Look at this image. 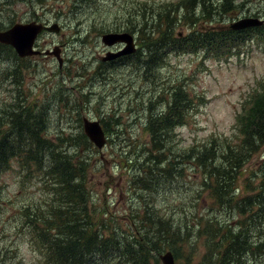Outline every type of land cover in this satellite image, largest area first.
Returning <instances> with one entry per match:
<instances>
[{"label":"trees","instance_id":"trees-1","mask_svg":"<svg viewBox=\"0 0 264 264\" xmlns=\"http://www.w3.org/2000/svg\"><path fill=\"white\" fill-rule=\"evenodd\" d=\"M93 2L72 0L71 6L76 11L83 6L82 10L91 11ZM242 4L236 0H188L161 8L158 14L146 4L138 8V3L133 13L127 11L131 15L124 13L107 28L137 35V69L140 75L151 76L174 51H225L253 37L264 42V24L241 30L223 24L222 16L235 12ZM135 18L138 22L134 25ZM184 26L185 34L179 30ZM7 47L0 45V54L13 59L15 75L21 59L11 52H2ZM101 70L108 68L103 66ZM102 78L109 79L105 74ZM171 87L167 99L164 94L157 95L158 100L165 102L162 110L155 112V101H147L144 129L149 143L136 145L134 163H126L137 171L132 183L134 191L139 192L138 209L144 203L142 212L136 209L129 218L128 230L117 231L110 218L95 219L93 212H88L86 169L91 163L90 154L97 149L83 130L53 143L44 133L43 113L34 119L22 115L27 112L24 106H16L13 112L0 111V173L16 160L27 165L26 172L32 166L43 170L44 185L49 187V199L43 208L28 203L15 215L21 219L17 228L21 233L26 230L35 253L34 264H160L158 255L165 250H171L175 260L183 259L182 264H238L248 254L264 252V173L255 188L249 186L252 181L245 179L248 182L244 194H235L243 166L264 145V87L252 96L249 107L237 115L241 135L237 141L221 142L219 136H213L185 148L175 147L173 135L175 128L186 122L193 103L180 84ZM100 122L108 134L107 143L114 140L113 135L120 138L114 114L104 115ZM183 163L195 169L200 179L187 184V196L181 204L162 209L163 206L144 200L143 192L154 196L151 190L158 185L180 181L185 171ZM186 178L190 179L188 175ZM205 194L209 197L207 207L199 216L198 207ZM185 202L196 212L182 211V207L174 211L173 207ZM216 211H223L227 218L221 220ZM2 233L0 230V236ZM197 242L204 251L200 260L194 262ZM2 255L0 251V264L14 263L5 262L7 255Z\"/></svg>","mask_w":264,"mask_h":264},{"label":"rangeland","instance_id":"rangeland-1","mask_svg":"<svg viewBox=\"0 0 264 264\" xmlns=\"http://www.w3.org/2000/svg\"><path fill=\"white\" fill-rule=\"evenodd\" d=\"M93 1L91 11L82 10L84 6L76 11L71 6L72 0H0V30L15 22H57L59 32H43L38 38L37 48L43 51L59 45L63 60L62 66H59L53 56H33L27 61H19L18 71L13 75V59L9 60L5 53H1L0 111L13 112L16 106H24L27 112L22 115L34 119L43 113L46 119L44 133L53 143H57L62 136L79 135L83 117L101 120L108 113L114 114L115 121L119 123L115 130L121 133L120 138L113 135V141L90 154L91 163L86 169L90 194L88 212H93L91 214L95 219L103 216L108 221L110 218L113 222L111 226L117 231L128 230L129 218H132L134 210L142 212L144 205L142 203L138 209L139 192L134 191L132 183L137 171L129 166L134 163L135 146L149 143V135L144 129L147 101H155L153 109L157 112L165 106L164 100H158L157 95L164 94L167 99L171 86L178 84L188 91L193 106L186 122L175 128L173 142L176 148H185L213 136H219L221 142L227 140L234 143L241 136L237 115L243 112L244 107H249L254 92H261L264 87V42L248 39L228 50L208 51L210 53L174 51L155 68L151 76L140 75L131 63L111 68L105 65L108 70L102 71L100 57L105 55L106 50H112L100 39V35L108 31L107 26L118 22L124 13L131 15L127 11L133 13L138 3L141 4L138 8L146 4L159 14L161 8H170L171 4L188 0ZM236 2L243 3L241 8L225 17L223 15V24L228 25L247 15L256 14L264 18V0ZM137 22L138 18H135L134 25ZM179 30L185 34L187 27ZM136 44L139 48L138 39ZM2 52L9 50L3 48ZM104 74L109 79H103ZM152 76V81H149ZM44 133L41 136H45ZM127 162H130L129 166ZM26 167L14 160L8 169L0 173V230H3L0 251L7 255L5 262L8 260L13 264H34L36 259L26 230L21 233L17 228L21 222L20 217L15 216L19 213L18 209L28 203L43 208L50 194L49 187L43 182V170L32 166L26 172ZM260 167L264 168V145L243 166L235 194H244L248 182L245 179L252 181L253 185L249 186L255 188L260 181L259 176L264 173ZM182 168L185 171L180 181L158 185L156 190H151L154 196L143 192L144 200L158 207L163 206L162 209L181 204L187 196V184L192 185V181L200 179L195 169L187 168L184 163ZM25 173L27 176H23ZM254 174L257 177L253 178ZM187 175L190 179L186 178ZM208 198L205 194L197 215L205 212L203 208L207 207ZM179 207L183 208L182 211L196 212L186 202L183 206L173 207L174 211H178ZM166 211L171 213L169 209ZM208 213L212 215L210 211ZM215 214L221 220L227 218L223 211H216ZM262 231L264 236V229ZM197 243L194 262L200 260L204 251ZM183 262V259L175 260V264ZM238 264H264V252H257L254 256L248 254V258L244 257Z\"/></svg>","mask_w":264,"mask_h":264},{"label":"water","instance_id":"water-1","mask_svg":"<svg viewBox=\"0 0 264 264\" xmlns=\"http://www.w3.org/2000/svg\"><path fill=\"white\" fill-rule=\"evenodd\" d=\"M262 20L257 17H243L230 24L232 29H242L249 26H258L262 24ZM46 29L49 32H58L59 27L56 23L51 26L44 27L42 23H36L31 21L28 23H15L6 30L0 31V42L12 45L19 57H24L27 55H35L40 52L33 49V43L37 35ZM101 41L107 45L111 46L117 42H124L125 47L115 53L106 52L102 60H109L118 57L122 54L131 53L134 50L133 37L128 32H107L101 36ZM48 52V51H47ZM58 57V62L61 64V59L59 57L60 49L55 47L53 51H49ZM83 121V131L89 141L93 143L98 149H101L106 143V135L100 125L98 120L88 119L84 117ZM159 259L162 264H175L173 254L170 250H166L159 254Z\"/></svg>","mask_w":264,"mask_h":264},{"label":"flooded vegetation","instance_id":"flooded-vegetation-1","mask_svg":"<svg viewBox=\"0 0 264 264\" xmlns=\"http://www.w3.org/2000/svg\"><path fill=\"white\" fill-rule=\"evenodd\" d=\"M37 42H38V40H36V42L34 44L36 48H37ZM121 47H122V44H116L111 49H112V51H118ZM136 53L137 52H134L133 54H136ZM43 55H45V54H43ZM48 55L51 56L50 54H46L45 56H48ZM122 56H124V55H122ZM122 56H120L121 58L117 57V58H114L113 60L106 61V62H109V67L111 68L112 66L119 65L121 63ZM29 58L30 57H25V58H23V60L27 61V59H29Z\"/></svg>","mask_w":264,"mask_h":264},{"label":"bare ground","instance_id":"bare-ground-1","mask_svg":"<svg viewBox=\"0 0 264 264\" xmlns=\"http://www.w3.org/2000/svg\"><path fill=\"white\" fill-rule=\"evenodd\" d=\"M148 111V110H147ZM152 117V116H151ZM155 117V116H154ZM153 118V117H152ZM114 123H116V122H114ZM113 128V127H112ZM119 132V131H118ZM80 141V140H79ZM119 141V140H118ZM129 143V142H128ZM125 149V148H124ZM58 150V149H57ZM66 155V154H65ZM134 156V155H133ZM138 185H140V184H138ZM149 186V185H148Z\"/></svg>","mask_w":264,"mask_h":264}]
</instances>
